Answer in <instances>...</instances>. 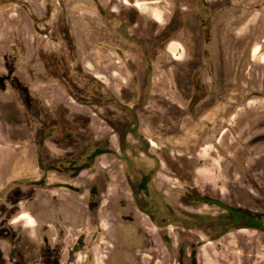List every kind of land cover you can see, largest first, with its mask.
<instances>
[{"label": "rangeland", "instance_id": "rangeland-1", "mask_svg": "<svg viewBox=\"0 0 264 264\" xmlns=\"http://www.w3.org/2000/svg\"><path fill=\"white\" fill-rule=\"evenodd\" d=\"M205 1L206 8L195 0H45L54 11L44 27L26 20L42 19L48 15L45 8L34 13L25 7L28 0H0V5L10 3L0 7V122L8 132L7 141L0 124V264H264V231L237 227L238 222L223 207L258 216L264 223V0H233L221 12L222 23L214 14L217 0ZM113 3H140L153 9V29L144 19L134 29L135 45L124 35L115 40L109 31L112 22L98 11V6ZM176 9L182 18L166 27ZM196 14L212 20L209 28H203L209 32L206 43ZM64 26L70 31L74 50L64 39ZM44 35L50 41L37 40ZM25 38L28 42L35 38L28 47L31 53ZM4 39L15 48L12 64ZM162 39L181 41L184 45L178 57L183 60L168 63L164 49H156ZM256 45L261 53L254 58ZM32 46L39 48L36 58ZM77 46L94 59H102L109 51L118 54L133 76L131 86L117 84L105 91V86L87 82ZM196 71L198 79H193ZM152 73L153 95L147 87ZM134 77L142 81L140 88ZM45 79L69 87L86 102L103 100L98 92L108 91L127 105L151 100L153 106L142 112V121L149 123L144 129H153L157 144L153 146L155 199L145 205L146 212L157 215L155 223L136 206L124 161L116 155L100 158L91 171L82 173L70 168L65 158L57 160V169L65 176L53 172L52 186L60 187L61 181L69 185L53 194L50 205L44 201V191L35 188L43 182L36 171L29 170L32 157L16 173L8 169V158L17 147L14 143L23 148L25 134L36 126L34 119L42 120L61 109L60 104L45 103V96L37 95L35 89ZM193 80L205 84L207 96L197 114L189 118L182 113L195 91ZM13 83L22 89L18 99L13 98ZM23 93L34 98L39 117L28 112ZM50 94V102L62 99L52 90ZM110 109L115 121L120 111L116 106ZM94 128L97 137L114 134L101 121ZM61 148L65 151L66 144ZM118 149L114 136L110 152ZM137 155L142 161H134L149 171L150 155ZM95 184L100 197L90 210L88 190ZM60 199L63 205H58ZM23 213L34 218L35 226L26 220L14 223ZM45 215L51 220L46 218L48 223ZM225 229L229 231L224 233ZM81 236L86 239L84 248L75 246Z\"/></svg>", "mask_w": 264, "mask_h": 264}, {"label": "flooded vegetation", "instance_id": "flooded-vegetation-1", "mask_svg": "<svg viewBox=\"0 0 264 264\" xmlns=\"http://www.w3.org/2000/svg\"><path fill=\"white\" fill-rule=\"evenodd\" d=\"M199 6H203L206 8V1L205 0H195ZM233 0H217L215 3V9H214V14L217 15V22H221V12L226 8L230 7V5L233 4ZM131 4H136L137 8L141 9L140 3H131ZM112 5H115L113 3ZM110 4L107 5H100L98 8L99 13L101 14L102 17H105L108 22L111 25L110 28V33L113 34L115 40L117 36L121 38V35H124L123 38L125 39L128 37L129 42L131 44H136V38H135V33L131 32L129 33L128 31V24L130 22H125L122 19V23L119 24L118 20H120V14L115 11H113L112 6ZM102 6V7H101ZM53 7L48 6L46 9V12L48 15H45L42 19H37L33 18L35 22L40 23L42 26L45 27V25L50 22L51 19V11H53ZM208 13H211V10H207ZM50 13V14H49ZM197 15V14H196ZM155 16V20L157 22H160V18L157 15ZM178 18H182L181 14L177 13V9L172 12L171 18L166 22V27L171 24L172 21L177 20ZM198 24L200 27V34L202 36V39L206 43L207 39L209 38V32L205 33L203 28L207 26L209 28L210 23H212V20H204L203 17L200 15L198 16ZM115 23H118L117 26H115ZM229 24L232 26V21H229ZM151 28L153 29V22L151 21ZM50 26V25H49ZM107 26V25H106ZM139 25L135 27L138 29ZM133 28L132 30H134ZM64 29V30H63ZM63 34L65 35V41L69 44V41L66 40V38L69 39L70 37V31L69 29L64 26L63 27ZM121 33V34H120ZM127 35V36H126ZM47 36V35H46ZM49 37V36H47ZM172 40H177V39H162V42L158 45H156V49H160L163 46L169 44ZM137 41H141L137 39ZM203 43V42H202ZM73 45V44H72ZM184 45V44H183ZM173 46L170 45L169 49H171ZM185 48V46H184ZM205 46L203 47L204 50ZM74 49V48H73ZM163 49V48H162ZM155 50V49H154ZM113 52V51H112ZM119 53L123 55V52L119 49ZM188 53V52H187ZM209 52L207 50L205 51V56L208 55ZM261 49L258 45L254 46L252 49V57L256 58L260 55ZM257 54V55H256ZM168 55V63L177 61V60H183L180 59L181 57H178L176 54H166ZM114 56L120 58L118 54H114ZM187 57V56H186ZM185 57V58H186ZM184 58V59H185ZM119 60H121L119 62ZM117 60L116 64H120L121 67L124 69L128 70L122 61V59ZM103 68V64L100 63V65L96 66ZM100 69V68H98ZM170 73V72H169ZM197 76V77H196ZM85 77L87 78L88 81L91 83L95 84L96 86H101L99 81L95 78V76L86 74ZM137 79V77H134ZM198 79V73H196L193 76V79ZM195 84V91L191 97V99L188 101L187 105V111L182 113L185 116H188L189 118L191 116H195L197 114V108L205 102V98L207 96L206 93V86L205 84L199 82L198 80H193ZM98 95H101L103 100L100 99L99 97L97 98L98 100L93 103V102H88L87 106L92 108L93 107V114L101 121L109 125L114 134H104L102 136L97 137L96 136V130L94 128V124H87L85 125H80L76 124L73 122V120H64L65 117H67V112L57 110L54 113H48L47 116H45L42 120L34 119L35 123V129H34V135L37 140H45V139H51L54 136L58 140H51L52 143L54 142L56 145H61V144H66V150L65 153H63L61 156L55 157L52 156L48 160L44 161L43 155H39V161H40V170H41V176L42 178L40 179L39 182H43L42 185L52 183L54 185L53 178L51 175H53V172H58L61 173L57 168L59 166V163L56 161L65 158L67 161L70 162L69 167L74 168L75 171H78L82 173L83 171H91L93 167L95 166V161L99 160L100 158L106 156V155H113L120 161H124V175L126 177V180L131 187V196L138 207V209L146 213L147 217L151 220V222L155 223V219L157 218V215H153V211L150 213L145 211L146 204H153V199L155 197L153 196V146L156 147V142L153 141V129L151 128L148 131L144 129V124H149L143 122V116L142 112L146 110V101L144 102H138L137 104H125L120 101H118L115 97V95L112 93L107 92L105 93H100L98 92ZM200 95V96H199ZM110 96V97H109ZM26 97V96H25ZM27 100V110L30 114H34V116H38V110L37 106L35 104L34 98L26 97ZM117 107L119 109L120 114H116L115 121H113V117L110 116V113L115 112L110 109L113 107ZM182 107H178L182 109ZM149 108V107H148ZM196 113V114H195ZM261 113H264V107ZM183 116V117H185ZM39 117V116H38ZM77 120H86L85 117L79 116L76 118ZM184 119H181L180 121L182 122ZM151 124V123H150ZM154 125V123H153ZM154 127V126H153ZM183 132V131H182ZM181 132V133H182ZM116 137L117 144H118V151L115 153L110 152V144L112 141V137ZM140 154V156H149L148 164L150 166L149 171H146L142 169L137 162L134 160H139L140 157L137 154ZM65 154V155H64ZM118 154V156H117ZM133 155V156H130ZM139 158V159H138ZM146 161V160H145ZM73 162V163H71ZM158 168V166H157ZM79 173V174H80ZM62 174V173H61ZM75 175V177L79 176ZM65 176V173H63ZM66 185H69L66 183V181H61V186L60 187H65ZM71 186V185H70ZM58 187V188H60ZM66 189V188H64ZM89 193H88V204H89V209L95 208L94 203H98L99 197H100V190H98V185H91L89 188ZM144 203V204H143ZM174 211L172 210L171 216H174ZM24 216H27L24 218ZM23 218V219H22ZM21 219V220H20ZM27 219V220H26ZM17 220V221H16ZM22 220L28 221L30 226H35V222L32 219L31 216H29L26 213H23L19 218L14 220V223H18ZM84 248L86 246V239L84 236H81L78 241L76 242L77 246Z\"/></svg>", "mask_w": 264, "mask_h": 264}, {"label": "crops", "instance_id": "crops-1", "mask_svg": "<svg viewBox=\"0 0 264 264\" xmlns=\"http://www.w3.org/2000/svg\"><path fill=\"white\" fill-rule=\"evenodd\" d=\"M42 1H43V3L41 2V3H39L37 5L36 3H31V1L28 0V2H30V3H28L27 4L28 6H25V7L30 12H34V13L36 11H41L43 8L47 9L49 5L44 4L45 0H42ZM8 4H10V3H4V4L0 5V7H2L3 5L6 6ZM110 7L113 8L112 9L113 11H115L117 13H121L120 14V20H118L119 24L122 23L121 22L122 20L125 21V22H130L128 24L129 33H131V32L135 33V31L132 30V29L137 27V25L140 26L141 25V20L145 19L147 21H150V22L152 21L153 22V9H145V7H143V5H142L141 9L137 8L136 4H131V3H129V4L124 3L122 5H112ZM147 12H149V14H150L149 17H148V15H146ZM132 14H136V16L137 15L139 16L138 17V21L139 22L136 21V19H137L136 16L133 17ZM51 16H53V15H51ZM26 21L29 22V23L30 22H33V23L35 22L32 18H29ZM1 22L2 23L3 22L6 23L7 21H1ZM19 25L20 24H18V23L17 24H13V27L16 28ZM15 28H13L12 32L15 30ZM138 38H139V35H138ZM39 39L50 41V38L47 37L46 35H44L43 37L41 36V37L37 38V40H39ZM34 40H35V38H33V41L28 42V41H26V38H25V42L24 43H25V45L27 43L26 47H27V49L29 50L30 53H31V50L29 48H31L30 47L31 43L32 42L34 43ZM66 40L69 41L70 49L74 50L75 47H74V45H72L73 44V40L71 38V35H70L69 39L66 38ZM3 42H5V45L7 46V48H10V50H11L10 53H9L8 59H9L10 63L12 64L13 60H12L11 57L13 56V54L15 52V48L12 46V44L8 40L4 39ZM172 44H173L172 48L169 49V46L172 45ZM162 48L164 49L166 54L170 53V54H173V55L174 54L178 55L181 52L182 48H183V43L181 41H179V40H172L169 44L163 46ZM32 49L34 50L32 55H34V57L36 58V55H38V53H39V48H37V50H36L32 46ZM107 53L108 54H106V55H101L102 59H100L99 57H96L95 59H94V57L89 58L88 57L89 56L88 55V50L79 51L78 50V46H77L76 55H78L81 58L82 71L84 72V78L87 80V78L85 77L86 74L95 76V78L99 81L100 85L103 86V87L105 86V91H106V88H111L112 89V88L116 87L117 84L121 85L123 87H125V86L126 87H130L131 86V81L133 80L132 74L128 70H126L123 67H121L120 64H116L117 60H119L120 58H118L117 56L115 57L114 56V54H115L114 52L109 51ZM110 54L112 56H114V58H112ZM94 61L96 63L97 62L98 63H102L103 64V68L98 67V68H100V69H98L96 67ZM120 61L121 60H119V62ZM5 72H6V69H5ZM104 78H106V80H108V85L110 84L111 87H108V85L104 84V83H106ZM46 79H45L44 82H41L39 84L37 89H35L36 92H37V95L40 96V97H44L45 96V98H44V102L45 103H48V104H51V105H54V104L59 105L60 104L59 106H60L61 109H58L59 111H61L60 113H62V111H66L67 114H68L67 117L64 118V120L71 119V120H73L74 123L82 124V125H85V126L87 124H94V125H99L100 124V120L93 114L94 113L93 110H92L93 107L90 108V107L87 106L88 102L83 101L82 99H79V97L77 96L76 92H74L73 90H70L69 87L67 88L65 85L63 86V85L58 84L57 82H55L53 80H46ZM148 81L149 82L147 83V87L150 90V94L153 95V85H154L153 73H152V75H150V79ZM87 82H89V81L87 80ZM136 82L138 83V87L140 88V84L142 83V81L136 79ZM13 85H14V87L12 85L10 86V88H12L13 91H14L13 93L15 94V96L13 98L18 99L17 98L18 95H19L18 93H20L22 89H21V87L18 86L17 83H13ZM51 90L53 92H55V93H59V95H60V97L62 99L59 100V101L50 102L49 98L51 97V94H50ZM84 94L87 95L88 92L84 93ZM23 95H24V99L26 100L27 94L23 93ZM115 97L117 98V96H115ZM1 100L2 99H0V101ZM146 106L147 107H152L153 106L151 100H150V102L146 101ZM80 115L85 117L86 120L85 121L84 120H77L76 118H78ZM0 124L5 127V131H4L3 134L5 136V140H7L8 139L7 138L8 132H7V129H6L7 126H5L1 122H0ZM34 129H35V127L31 131H28L25 134V136H26V144L23 145V148H22V145L19 144L17 141L14 143V144H16L17 147H15L16 151L15 152L12 151L10 157L8 158L9 159L8 160L9 161L8 169H10L11 172L16 173L17 171H19L20 167H22L24 163H28L29 157H32L33 161L31 163H28V165L31 166V168H29V170L31 169V171H36V173H38V177H39V180H40L42 178V176H41V170H40L39 155L42 154L44 161H46L52 156H55V157L61 156L63 154V152H65V151L61 150L62 149L61 145H56L54 142L52 143L51 140H56V141L58 140V139H56L55 136L53 138H51V139H45V140L40 139V140H37L38 137H37V139L35 138ZM28 141H29V145L27 144ZM59 141H60V139L58 140V142ZM25 150H27V151H25ZM26 176H23V177H20V178L26 179L27 178ZM52 185H53L52 183H49V184H45V185H41V186H37V187L34 186L35 188H38L39 190L44 191V194H43L44 197H45L44 201L48 205H50V203H48V202L53 200L52 198L55 197L54 195H56V194L58 195V194L62 193V191H61L62 187L57 188L56 185L55 186H52ZM46 191H49L51 193L50 197L47 196ZM68 192L69 191H64V193H68ZM41 197H42V193H41ZM61 198L65 199V197L63 195H61ZM40 200H42V199H40ZM63 204H64V202L62 200H61V202L58 203V205H63ZM40 206H42V204H40ZM45 207H47V205H45ZM46 218L48 220H50V218L47 215H45L44 218H43L44 221H46L48 223ZM32 219H34V218L32 217Z\"/></svg>", "mask_w": 264, "mask_h": 264}, {"label": "trees", "instance_id": "trees-1", "mask_svg": "<svg viewBox=\"0 0 264 264\" xmlns=\"http://www.w3.org/2000/svg\"><path fill=\"white\" fill-rule=\"evenodd\" d=\"M204 202L210 203L208 199H206ZM223 207L227 208L231 216L235 218L236 222H238L239 225L237 227L240 228L241 226H243L242 228H251L264 231V223L260 219V217L247 212H243L241 210L230 209L226 206ZM194 264H197L196 261L194 262Z\"/></svg>", "mask_w": 264, "mask_h": 264}, {"label": "water", "instance_id": "water-1", "mask_svg": "<svg viewBox=\"0 0 264 264\" xmlns=\"http://www.w3.org/2000/svg\"><path fill=\"white\" fill-rule=\"evenodd\" d=\"M228 231H229L228 229H225V230H224V233H226V232H228Z\"/></svg>", "mask_w": 264, "mask_h": 264}, {"label": "bare ground", "instance_id": "bare-ground-1", "mask_svg": "<svg viewBox=\"0 0 264 264\" xmlns=\"http://www.w3.org/2000/svg\"><path fill=\"white\" fill-rule=\"evenodd\" d=\"M141 5V4H140ZM27 216H24V218H26ZM23 219V218H22ZM21 220V219H20ZM27 220V219H26ZM17 221V220H16Z\"/></svg>", "mask_w": 264, "mask_h": 264}]
</instances>
